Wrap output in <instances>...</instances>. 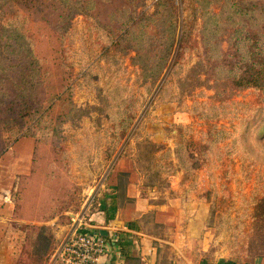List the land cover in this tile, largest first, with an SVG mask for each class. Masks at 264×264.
Returning <instances> with one entry per match:
<instances>
[{
	"label": "rangeland",
	"instance_id": "1",
	"mask_svg": "<svg viewBox=\"0 0 264 264\" xmlns=\"http://www.w3.org/2000/svg\"><path fill=\"white\" fill-rule=\"evenodd\" d=\"M157 1L143 0L138 12L151 13ZM175 5L177 20L181 22L190 9L186 2L182 6L180 0ZM41 26L30 23L36 56L48 63L52 58L49 54L52 36L38 29ZM71 26L64 59L71 67L72 101L88 116H80L74 125L62 126L66 176L77 193L63 214L68 222L61 224L59 217L52 220L53 238L70 224L71 216L97 190L100 192L95 209L103 199L102 192L118 184L120 193L129 190L147 203L175 210L182 207L183 257L202 254L210 259L240 261L264 257V160L261 159L264 135L258 140L253 129L243 133L258 108L263 109L264 116V97L252 89L235 91L223 106L217 105L212 82L204 84V77L200 76L209 67L201 47L185 52L178 65L164 72L150 90L142 88L141 81H137L139 70L132 66L130 58L134 54L130 52L109 67L101 62L113 74L92 66L89 75H97L96 79L85 83L81 79L82 71L90 64L92 51L96 50L94 54L98 55L101 51L94 46L89 22L86 26L83 18L77 16ZM219 46L221 53H225L228 49L225 37L219 40ZM199 62L202 65L198 77L189 78V70ZM58 81L59 77L55 76L45 81V87L54 88ZM115 86L127 87L126 101L130 102V98L137 101L133 109L135 119L128 132H118L107 121L108 110L103 109L100 99ZM46 139L48 143L58 140L55 135ZM12 143L6 146V153L14 147L13 151L29 152L27 157L21 155L14 160L13 154L8 153L1 159L16 164L19 174H24L33 155L34 142L23 139ZM184 152L186 168L192 167L187 173L181 167ZM188 156L192 157L188 159ZM55 226L60 230H55ZM175 230L172 225L166 232L172 235Z\"/></svg>",
	"mask_w": 264,
	"mask_h": 264
},
{
	"label": "trees",
	"instance_id": "2",
	"mask_svg": "<svg viewBox=\"0 0 264 264\" xmlns=\"http://www.w3.org/2000/svg\"><path fill=\"white\" fill-rule=\"evenodd\" d=\"M142 1L0 0V159L11 142H34L30 173L18 177L13 194L16 218L27 221L20 227L24 241L17 264H46L54 238L45 224L58 217L61 224L67 223L63 214L76 199L77 190L66 176V149L61 139L62 126L88 116L72 101L71 67L64 59L75 17H82L86 26L90 23L94 46L101 51L100 55L92 51L90 64L82 71L85 83L96 79L97 75H89L92 66L113 74L107 67L130 52L134 54L131 64L139 70L137 81L150 90L164 72L178 65L185 52L201 47L209 67L200 76L204 84L212 82L217 105L223 106L235 91L252 89L264 97V0H180L190 9L181 22L176 0H158L151 13L138 12ZM32 22L52 36L48 63L36 56ZM222 37L228 43L225 53L219 46ZM201 65L195 64L188 77L196 79ZM55 76L59 77L57 86L45 87V81ZM115 87L100 99L108 110L107 121L118 132H128L137 101H126V86ZM262 111L258 108L243 130L253 129L258 140L264 135ZM51 135L58 140L48 143L46 138ZM244 150L248 152L247 147ZM186 165L184 152V173L192 170Z\"/></svg>",
	"mask_w": 264,
	"mask_h": 264
},
{
	"label": "crops",
	"instance_id": "3",
	"mask_svg": "<svg viewBox=\"0 0 264 264\" xmlns=\"http://www.w3.org/2000/svg\"><path fill=\"white\" fill-rule=\"evenodd\" d=\"M12 149L14 147L9 149L4 157L12 153L16 160L21 155L27 157L29 153ZM29 158L30 164L26 174H19L16 164L0 160V264H17L22 252L24 233L20 227L27 221L16 218L12 195L18 177L28 176L30 173L32 156ZM22 166L23 164L19 165ZM102 197L100 206L98 205L92 215L91 232L105 233L103 237L108 242L109 253L98 264H264V257L241 261L229 258L210 259L202 254L183 257L180 232L182 207L175 210L166 205L147 203L146 200L140 199V195L130 193L129 190L120 193L118 184H113L102 192ZM51 223L52 221L45 226L51 227L52 230L54 224ZM172 225L176 230L170 235L166 230ZM66 227L62 228L60 234ZM57 228L60 230L59 226H55V230ZM159 229L161 232H157ZM59 235H54L53 249Z\"/></svg>",
	"mask_w": 264,
	"mask_h": 264
},
{
	"label": "built area",
	"instance_id": "4",
	"mask_svg": "<svg viewBox=\"0 0 264 264\" xmlns=\"http://www.w3.org/2000/svg\"><path fill=\"white\" fill-rule=\"evenodd\" d=\"M98 191L71 216L70 224L49 254L46 264H98L109 253L106 238L91 232Z\"/></svg>",
	"mask_w": 264,
	"mask_h": 264
},
{
	"label": "water",
	"instance_id": "5",
	"mask_svg": "<svg viewBox=\"0 0 264 264\" xmlns=\"http://www.w3.org/2000/svg\"><path fill=\"white\" fill-rule=\"evenodd\" d=\"M101 236H105V233H100Z\"/></svg>",
	"mask_w": 264,
	"mask_h": 264
}]
</instances>
